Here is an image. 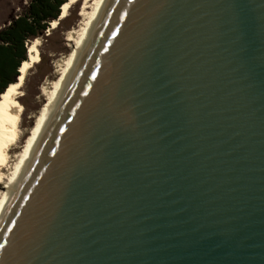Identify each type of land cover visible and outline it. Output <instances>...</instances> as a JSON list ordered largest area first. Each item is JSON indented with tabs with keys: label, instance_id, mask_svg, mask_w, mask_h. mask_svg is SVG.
Returning a JSON list of instances; mask_svg holds the SVG:
<instances>
[{
	"label": "water",
	"instance_id": "95a60500",
	"mask_svg": "<svg viewBox=\"0 0 264 264\" xmlns=\"http://www.w3.org/2000/svg\"><path fill=\"white\" fill-rule=\"evenodd\" d=\"M0 264H264V0H109Z\"/></svg>",
	"mask_w": 264,
	"mask_h": 264
},
{
	"label": "bare ground",
	"instance_id": "6f19581e",
	"mask_svg": "<svg viewBox=\"0 0 264 264\" xmlns=\"http://www.w3.org/2000/svg\"><path fill=\"white\" fill-rule=\"evenodd\" d=\"M78 1L80 0H69L64 3L61 7L59 20L66 18L70 6ZM108 1L81 0L79 12L81 18L78 27L69 30L67 33V40L74 42L73 45L70 44L72 46L71 53H68L69 56L60 69V76L53 82V89L47 91L46 88L42 87V92L46 93L47 101L32 116L34 118L33 125L27 128L25 132L21 130L24 108L19 102V97L22 95L21 87L28 71L40 59L38 38L27 46L28 60L22 63L17 82L10 84L5 92L0 94V225L9 203L12 202L14 194L20 186L24 172L30 166L51 117L57 110L59 101L62 100L74 77ZM57 23V20L53 21L51 28H55ZM23 133H26L27 136L23 144L19 145Z\"/></svg>",
	"mask_w": 264,
	"mask_h": 264
},
{
	"label": "rangeland",
	"instance_id": "374dc122",
	"mask_svg": "<svg viewBox=\"0 0 264 264\" xmlns=\"http://www.w3.org/2000/svg\"><path fill=\"white\" fill-rule=\"evenodd\" d=\"M28 1L0 0V29L19 15ZM80 7L81 0L70 6L68 16L59 20L55 28H51V23L45 36L37 37L39 39V56L42 61L39 64V59L28 71L21 87L22 95L19 97V102L24 108L21 121V130L24 132L33 125L34 118L32 116L47 101L46 93L42 92V87L46 88L47 91L53 89V82L60 76V69L71 53L72 46L70 44L73 45L74 42L67 40V33L69 30L78 27L81 18L79 15ZM32 41H29L27 45ZM26 136L27 134L23 133L19 145L23 144Z\"/></svg>",
	"mask_w": 264,
	"mask_h": 264
},
{
	"label": "trees",
	"instance_id": "16d2710c",
	"mask_svg": "<svg viewBox=\"0 0 264 264\" xmlns=\"http://www.w3.org/2000/svg\"><path fill=\"white\" fill-rule=\"evenodd\" d=\"M68 1L29 0L23 11L0 29V94L17 82L19 69L28 60L27 43L45 36L50 24L59 21L61 7Z\"/></svg>",
	"mask_w": 264,
	"mask_h": 264
}]
</instances>
